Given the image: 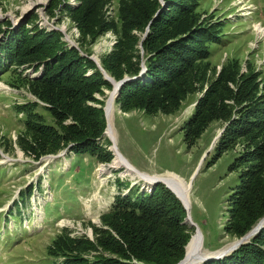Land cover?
<instances>
[{"label": "rangeland", "instance_id": "rangeland-1", "mask_svg": "<svg viewBox=\"0 0 264 264\" xmlns=\"http://www.w3.org/2000/svg\"><path fill=\"white\" fill-rule=\"evenodd\" d=\"M181 1L196 4L193 17H187L188 25L220 22L218 29L225 39L220 44L205 43L211 51L209 57L194 62L187 77L176 85L182 88L187 83L191 88L180 100V108L174 112L160 107L155 112L144 107L122 109L114 101L113 84L110 89L103 88L104 93H94L95 98L103 100L102 104L92 99L87 103L98 108L113 107L116 146L132 167L152 176L177 172L191 184L190 216L202 234L203 247L208 253L222 246L224 249L237 239L228 235L224 226L230 218V196L250 162L234 170L229 169L230 165L242 153L264 147V0ZM160 2L168 7L166 1ZM88 4L98 6V18L110 23L95 40L91 33L82 32L73 13ZM121 5L122 0H0V45L19 35L30 36L32 42L42 45L51 41L42 40L43 33H55L65 50L74 47L82 56H95L102 63L101 59L115 49L121 36L118 32L122 28ZM133 33L140 38L145 34L137 30ZM142 41L135 45L142 67L135 79L145 77L147 70ZM40 45L28 50L34 54ZM47 59L53 65V57ZM32 61L11 64L6 51L0 48V264H61L66 254L92 261L104 254L99 246L79 253L75 249L81 244L76 241L87 238L96 242L94 229L108 227L101 216L112 208L116 196L148 192L151 185L140 178L123 176L121 168L101 172L113 160L101 163L86 154L78 158L70 146L59 153H45L39 159L32 151L24 150V146L39 145V141L35 140L37 133L28 129L25 111H19V106L38 102L40 105L33 110L45 113L51 122L49 112L42 110L45 102L31 91V79L43 74L45 63ZM92 72L89 67L86 75ZM218 79L219 92L213 101L230 90V100L224 101L233 106L231 120L239 119L240 108L247 105L254 111L251 115L244 114L245 118L262 116L260 125L210 164L219 140L214 142V139L231 120H211L190 143L185 140L182 128ZM25 110L28 112L30 108ZM105 119L107 131V116ZM65 120L68 124L72 122L70 118ZM105 133L98 142L115 156L112 140ZM31 185L32 191L28 190L27 194L26 189ZM39 185L43 190L38 189ZM70 238L76 239L75 242L70 244ZM67 245L74 250L65 252Z\"/></svg>", "mask_w": 264, "mask_h": 264}, {"label": "trees", "instance_id": "trees-1", "mask_svg": "<svg viewBox=\"0 0 264 264\" xmlns=\"http://www.w3.org/2000/svg\"><path fill=\"white\" fill-rule=\"evenodd\" d=\"M164 1L167 8L160 0H122V28L118 30L121 36L115 49L101 59L108 75L115 80L138 76L142 67L135 45L143 37H138L133 30L145 33L146 27H149L141 43L146 57L145 77L121 85L115 102L121 104L122 109L144 107L148 112H155L160 107L167 112L178 110L180 100L191 88L187 83H183L182 88L176 85L187 77L194 62L209 57L211 51L205 43L220 44L225 39L220 33L221 29H218L220 22L216 25L213 21L188 25L187 17H193L196 4L181 0ZM98 12L99 7H92V4L73 10L80 29L83 33H91L93 40L110 27V23L105 24L98 18ZM43 34L42 40L49 38L51 41L40 45L41 42H32L30 36L19 35L0 45L11 64L36 59L32 62L45 63L46 67L40 77L31 79V91L45 102L42 110L49 112L51 122L47 121L45 113L33 110L40 105L38 102L19 106V111H25L28 129L37 133L35 140L39 141V145L24 146V150L32 151L34 157L39 159L45 153H59L62 148L70 146L78 158L86 154L95 157L98 162L111 163L114 158L112 151L98 142L103 138L107 126L104 108L89 105L87 100L102 104L103 100L95 98L94 93H104L103 88L110 89L112 83L88 56H82L74 47L65 50L55 33ZM38 45L39 50L34 54L28 50ZM50 49L51 52L44 53ZM48 57H53V65ZM89 67L93 72L86 75ZM218 83L219 79L199 100L194 113L185 122L182 130L188 143L200 136L211 120H231L233 106L224 101L231 98L230 90L227 89L228 94L213 101L219 92ZM26 107L30 108L28 112ZM253 111L249 105L240 108L241 117L234 118L224 128L210 164L239 138L261 124L259 120L262 115L244 117V114L251 115ZM67 118L72 122L65 123ZM234 159L230 170L250 162L230 196V218L224 226L228 235L240 238L264 217V147L250 149ZM32 188L33 185L29 186L26 193L28 190L31 193ZM38 189L43 190L41 185ZM185 216L184 204L163 182L152 191L136 195L119 194L112 208L101 216V221L108 227L94 229L96 242L87 238L76 241L81 244L75 249L79 253L90 252L99 246L105 255L87 261L82 256L66 254L61 264H177L184 257L185 246L194 234V227L190 228L184 223ZM75 240L70 238V244ZM66 248L65 252L74 250L71 245ZM202 264H264V229L224 258Z\"/></svg>", "mask_w": 264, "mask_h": 264}, {"label": "bare ground", "instance_id": "bare-ground-1", "mask_svg": "<svg viewBox=\"0 0 264 264\" xmlns=\"http://www.w3.org/2000/svg\"><path fill=\"white\" fill-rule=\"evenodd\" d=\"M114 91H115L114 96H116L117 90H114ZM110 100L111 98L108 99V102ZM108 102H107V106H108ZM106 109H107V118H108V129L106 133L108 137L112 140L113 147L112 146L111 147L113 149L115 156H114L112 163L106 168L102 169L101 172H104V171L108 172L112 170H118V168L119 169L121 168L124 170L123 176H129L131 179L140 178L148 186L153 184L155 181L164 180V182L169 186V188L173 190L181 198V200L183 201V204L187 205L189 209V217H190L189 224L191 225V227L194 226L192 224L194 223V221L190 216V208H191L190 196H191V191H192L190 183H187L186 181H184L178 174L176 175L171 172H166L162 176H156V175L152 176L150 174L147 175L143 172H140L134 167H132L131 164L128 161H126V159L121 155L119 149L116 146L117 144L116 135L114 133V109L111 105L106 107ZM194 228H195V234L193 236V239L191 242H189L190 244L187 245L188 253L190 256L187 263L188 264H201L202 262L201 263L198 262V259L202 256L208 255V253H211V252L209 251L207 253L205 251V248L203 247L202 234L201 232H199L200 231L199 229H196V227ZM234 244H236V242ZM234 244H230L226 248L222 249V251L228 250L229 248L233 247Z\"/></svg>", "mask_w": 264, "mask_h": 264}, {"label": "water", "instance_id": "water-1", "mask_svg": "<svg viewBox=\"0 0 264 264\" xmlns=\"http://www.w3.org/2000/svg\"><path fill=\"white\" fill-rule=\"evenodd\" d=\"M148 30H149V28L147 27V29H146V33L144 34V37H143V40H144V38L146 37V35L148 34ZM90 58L91 59H93L95 62H96V64H97V66H98V68H99V70L100 71H102V73H103V75L105 76V78L106 79H108L112 84H113V87H115V90H117L116 91V96H118L119 95V89H120V87H121V85H123L125 82H127V81H130V80H133V79H135L136 77H125L124 79H122V80H115L113 77H111L110 75H108V73H107V71L105 70V68L103 67V65H102V63L98 60V59H96L95 58V56H90ZM115 96V97H116ZM104 111H105V117L107 116V113H106V105H105V107H104ZM106 128H107V126H106ZM106 128H105V130H104V133H105V131H106ZM222 131H223V129H222ZM222 134V132L220 131L219 133H218V135L215 137V139H214V142H216L217 141V139H219V136ZM112 149V148H111ZM164 183L168 188H169V186L164 182V180H158V181H155L153 184H151V187H150V190L151 189H153L157 184H159V183ZM191 185V184H190ZM170 189V188H169ZM171 190V189H170ZM152 191V190H151ZM173 191V190H172ZM174 192V191H173ZM175 193V192H174ZM176 194V193H175ZM180 200H181V198L178 196V195H176ZM181 202H182V204H183V201L181 200ZM184 207H185V209H186V216H185V220H184V223L185 224H187L188 226H191L190 224H189V220H190V217H189V209H188V207H187V205H185L184 204ZM195 227H196V229H199L198 228V226H197V224L194 222V223H192ZM261 229H264V217L263 218H261L250 230H249V232H247L245 235H243L242 237H240V238H237L236 239V241H234V242H236V244H234L233 245V247H231V248H229L228 250H225V251H221V249L224 247V246H222V248H220V249H217V250H210V252L211 253H208V255H205V256H202V257H200L199 259H198V262H202V263H205V262H208V260H218V259H221L222 257H224V256H226V255H228L229 253H231V252H233V251H235L238 247H240L241 246V244H244V243H247V242H250V239H251V237L252 236H254V235H256L257 233H259V232H261ZM190 241V240H189ZM189 241H188V243L186 244V251H185V255H184V257L183 258H181L179 261H178V263L177 264H188L187 263V261H188V259L190 258V256H189V253H188V247H187V245L189 244ZM201 263V264H202Z\"/></svg>", "mask_w": 264, "mask_h": 264}, {"label": "crops", "instance_id": "crops-1", "mask_svg": "<svg viewBox=\"0 0 264 264\" xmlns=\"http://www.w3.org/2000/svg\"><path fill=\"white\" fill-rule=\"evenodd\" d=\"M172 172H173V171H172ZM174 173H175V172H174ZM176 173H177V172H176ZM176 173H175V174H176ZM177 174H178V173H177ZM178 175H179V174H178ZM180 176H181V175H180Z\"/></svg>", "mask_w": 264, "mask_h": 264}]
</instances>
